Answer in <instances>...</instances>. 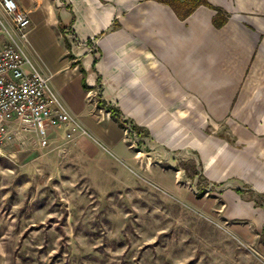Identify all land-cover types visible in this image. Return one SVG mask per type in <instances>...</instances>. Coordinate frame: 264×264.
Returning a JSON list of instances; mask_svg holds the SVG:
<instances>
[{"label":"crops","instance_id":"obj_1","mask_svg":"<svg viewBox=\"0 0 264 264\" xmlns=\"http://www.w3.org/2000/svg\"><path fill=\"white\" fill-rule=\"evenodd\" d=\"M13 1L30 18L28 56L76 124L102 143L126 150L122 127L99 99L152 134L164 128L163 147L182 148L185 139L195 147L181 124L198 127L200 111L202 123L224 121L233 136L199 149L200 174L237 183L227 189L231 215L246 220L233 228L247 239L259 231L264 244V206L244 196L264 198V0H208L228 15L220 27L205 5L181 19L156 0ZM56 127H47V140Z\"/></svg>","mask_w":264,"mask_h":264},{"label":"rangeland","instance_id":"obj_2","mask_svg":"<svg viewBox=\"0 0 264 264\" xmlns=\"http://www.w3.org/2000/svg\"><path fill=\"white\" fill-rule=\"evenodd\" d=\"M160 114L150 113L153 125ZM202 114L198 127L181 124L193 148L189 139L160 145L162 127L141 136L122 128L125 151L74 123L45 145L33 132L12 136L0 147V264H264L259 231L247 239L233 228L246 220L231 215L227 189L237 183L194 174L204 170L199 149L233 136ZM244 196L264 206L253 191Z\"/></svg>","mask_w":264,"mask_h":264},{"label":"built area","instance_id":"obj_3","mask_svg":"<svg viewBox=\"0 0 264 264\" xmlns=\"http://www.w3.org/2000/svg\"><path fill=\"white\" fill-rule=\"evenodd\" d=\"M0 147L15 134L33 132L47 144L48 126L76 124L25 49L30 18L13 0H0Z\"/></svg>","mask_w":264,"mask_h":264},{"label":"trees","instance_id":"obj_4","mask_svg":"<svg viewBox=\"0 0 264 264\" xmlns=\"http://www.w3.org/2000/svg\"><path fill=\"white\" fill-rule=\"evenodd\" d=\"M158 2L164 3L168 5L174 13L181 19H184L188 15H190L198 6L205 5L209 8H213L216 10V13L212 17V23L216 27H220L223 25L228 15L223 12L221 8L212 6L208 0H156ZM69 46V44H67ZM87 87V86H85ZM99 107L107 109L111 115V117L119 124L120 127L127 129H132L137 136H141L143 132H147L142 127L138 126L137 124L129 122V120L125 117L123 112L116 106L111 105L110 103H106L104 100L99 99L97 102ZM193 171L195 175H200L199 171L193 166ZM194 176V175H193ZM204 189L201 188L197 193L196 196H201L203 194ZM264 241V238H262Z\"/></svg>","mask_w":264,"mask_h":264}]
</instances>
